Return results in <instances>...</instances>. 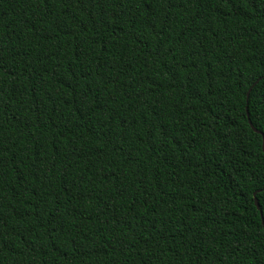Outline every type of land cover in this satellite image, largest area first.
Listing matches in <instances>:
<instances>
[{"label":"trees","instance_id":"1","mask_svg":"<svg viewBox=\"0 0 264 264\" xmlns=\"http://www.w3.org/2000/svg\"><path fill=\"white\" fill-rule=\"evenodd\" d=\"M249 121L264 0H0V264H264Z\"/></svg>","mask_w":264,"mask_h":264},{"label":"water","instance_id":"2","mask_svg":"<svg viewBox=\"0 0 264 264\" xmlns=\"http://www.w3.org/2000/svg\"><path fill=\"white\" fill-rule=\"evenodd\" d=\"M258 80H259V79H257L253 84H255ZM250 88H251V87H250ZM250 88L248 89V91H247V93H246V99H247V97H248V93H249V91H250ZM249 125H250V127L253 129L254 132L258 133V134L261 136V138H262V145H261V148H262V151L264 152V136L262 135L261 132H259V131L256 130L255 128H253V126H252V124L250 123V121H249ZM259 191H260V190H257V191H255V192L253 193L254 205H255V207H256L257 209H259V208H258L257 200H256V198H255V194H256L257 192H259ZM260 217H261V222L263 223V220H262V216H261V214H260Z\"/></svg>","mask_w":264,"mask_h":264}]
</instances>
